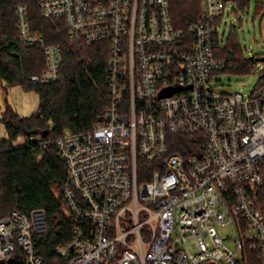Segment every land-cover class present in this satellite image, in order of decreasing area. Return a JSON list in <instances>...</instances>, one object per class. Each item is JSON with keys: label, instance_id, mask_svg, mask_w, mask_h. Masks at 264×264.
<instances>
[{"label": "built area", "instance_id": "obj_1", "mask_svg": "<svg viewBox=\"0 0 264 264\" xmlns=\"http://www.w3.org/2000/svg\"><path fill=\"white\" fill-rule=\"evenodd\" d=\"M228 1L201 0L189 40L169 0L39 2L70 41L108 47L103 119L39 143L66 164L71 237L54 250L67 264H244L248 249L264 264V68L249 93L211 85L229 64L216 56ZM14 14L20 42L44 52L32 82L59 80L60 45L31 30L25 3ZM44 224L40 210L0 217V264H43Z\"/></svg>", "mask_w": 264, "mask_h": 264}, {"label": "trees", "instance_id": "obj_2", "mask_svg": "<svg viewBox=\"0 0 264 264\" xmlns=\"http://www.w3.org/2000/svg\"><path fill=\"white\" fill-rule=\"evenodd\" d=\"M40 1L0 0V88L19 84L39 95L37 111L26 117L4 98L0 123L5 126L7 138L0 139V217L13 209L27 214L42 210L46 230L34 232L35 250L43 264H67L54 250L71 237L70 215L63 196L66 164L58 158L53 142L45 148L39 143L41 138L55 139L64 129L85 130L103 119L108 103L104 80L108 47L106 42L70 41L62 19L40 16ZM20 2L27 5L31 30L47 43L60 45L62 77L57 81L34 83L30 78L43 70L45 56L38 45H24L18 38L14 9ZM236 2L243 9L250 0ZM169 12L174 26L183 29L189 40L187 25L199 17L201 0H169ZM235 30L231 27L225 44L216 49V56L227 59L228 66L212 73H248L255 70V60L261 59L244 54ZM18 136L24 140L14 143ZM262 199L264 204V194ZM15 255L22 257L19 248ZM241 261L260 264L258 254L249 249Z\"/></svg>", "mask_w": 264, "mask_h": 264}, {"label": "rangeland", "instance_id": "obj_3", "mask_svg": "<svg viewBox=\"0 0 264 264\" xmlns=\"http://www.w3.org/2000/svg\"><path fill=\"white\" fill-rule=\"evenodd\" d=\"M226 20L218 26L219 32L226 40L231 33V27H235V33L239 36L241 47L246 56H264V0H250L243 9L237 4L228 1L225 8ZM255 70L264 68V60L258 59L254 62ZM260 75L254 71L235 74L228 71H219L212 74L211 85L218 90L235 91L240 90L249 93L259 82ZM4 105V88H0V113ZM221 234L230 232L229 226L218 227ZM232 243L231 241H228Z\"/></svg>", "mask_w": 264, "mask_h": 264}, {"label": "crops", "instance_id": "obj_4", "mask_svg": "<svg viewBox=\"0 0 264 264\" xmlns=\"http://www.w3.org/2000/svg\"><path fill=\"white\" fill-rule=\"evenodd\" d=\"M4 98H7L16 112L21 116H29L36 112L39 106V95L34 90H26L19 84H14L4 90ZM7 138V131L3 123H0V139ZM24 140L18 136L14 143Z\"/></svg>", "mask_w": 264, "mask_h": 264}, {"label": "water", "instance_id": "obj_5", "mask_svg": "<svg viewBox=\"0 0 264 264\" xmlns=\"http://www.w3.org/2000/svg\"><path fill=\"white\" fill-rule=\"evenodd\" d=\"M262 59V58H261ZM40 212H41V214L45 217V214H44V212L42 211V210H40ZM46 225L44 224V226H43V228L41 229L42 231H44L45 230V227Z\"/></svg>", "mask_w": 264, "mask_h": 264}]
</instances>
